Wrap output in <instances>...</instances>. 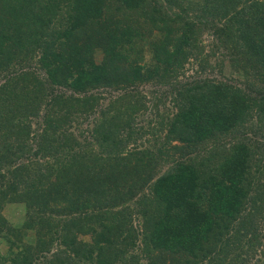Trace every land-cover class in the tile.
<instances>
[{
	"label": "trees",
	"instance_id": "16d2710c",
	"mask_svg": "<svg viewBox=\"0 0 264 264\" xmlns=\"http://www.w3.org/2000/svg\"><path fill=\"white\" fill-rule=\"evenodd\" d=\"M0 264H264V0H0Z\"/></svg>",
	"mask_w": 264,
	"mask_h": 264
},
{
	"label": "rangeland",
	"instance_id": "374dc122",
	"mask_svg": "<svg viewBox=\"0 0 264 264\" xmlns=\"http://www.w3.org/2000/svg\"><path fill=\"white\" fill-rule=\"evenodd\" d=\"M191 1H200V0H191ZM202 43L205 46V58L208 60V68L207 71L204 72H198L196 65H192L190 63L186 66V73L184 76H181L179 79L180 83L191 81L192 79H196L198 77H209L213 78L219 81H229L235 83V81L238 79L236 76H233V72L231 68L229 67L228 62V56L224 49H216V39L213 33L210 30H207L204 34V37L202 39ZM140 90H142L150 100L155 104H158L157 108L151 105V111L148 115V118L152 117L154 115V112L156 113V109L158 110V113L160 114L162 111H164V107L160 104V102L157 101L160 97L162 90H165L164 86L160 85H153V84H147L145 86H141ZM64 92L65 91H60ZM100 93H102V99L103 102L106 103L109 99H113L116 96L119 95L120 92L115 90H100ZM159 94V95H158ZM167 105V106H166ZM165 106L169 107L168 102ZM154 112H153V111ZM171 110V109H170ZM91 121L92 117H89L87 119L82 120V124L80 125L81 128L75 127V123H72V127L70 131H74L76 135L78 136V131L86 133L87 129L91 128ZM42 118H39L33 122V128L35 130L39 129L41 127ZM79 129V130H78ZM3 215L7 219V221L11 225H17L19 224L23 218H24V210L23 206L21 204H10L7 205L6 208L3 210ZM32 235L26 237L27 242H31ZM3 251H6V248L2 249Z\"/></svg>",
	"mask_w": 264,
	"mask_h": 264
}]
</instances>
